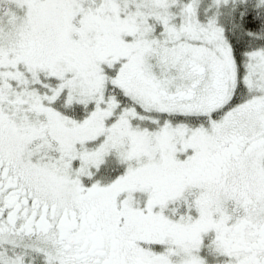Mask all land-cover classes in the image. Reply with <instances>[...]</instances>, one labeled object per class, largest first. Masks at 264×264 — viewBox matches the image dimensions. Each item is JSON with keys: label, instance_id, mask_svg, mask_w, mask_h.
<instances>
[{"label": "snow or ice", "instance_id": "6c2138e0", "mask_svg": "<svg viewBox=\"0 0 264 264\" xmlns=\"http://www.w3.org/2000/svg\"><path fill=\"white\" fill-rule=\"evenodd\" d=\"M0 264H264V0H0Z\"/></svg>", "mask_w": 264, "mask_h": 264}]
</instances>
